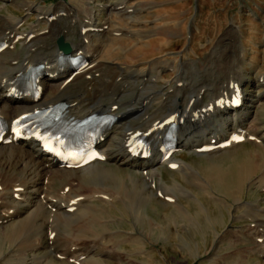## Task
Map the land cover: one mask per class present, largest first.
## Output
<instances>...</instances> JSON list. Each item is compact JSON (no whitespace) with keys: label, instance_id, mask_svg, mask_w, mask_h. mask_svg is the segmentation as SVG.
Returning <instances> with one entry per match:
<instances>
[{"label":"bare ground","instance_id":"6f19581e","mask_svg":"<svg viewBox=\"0 0 264 264\" xmlns=\"http://www.w3.org/2000/svg\"><path fill=\"white\" fill-rule=\"evenodd\" d=\"M2 1H9L10 8L15 10L16 13L13 11H8L7 14L0 12V43H6V47L0 51V117L10 124L14 118L30 110L45 108L65 100L68 104L65 109L66 114L75 119H80L97 111L109 113L116 120L111 127L102 133L99 139V146L105 156V160L92 163L80 169L59 166L56 159L48 154L36 137L18 143L0 144V241L3 246V250L0 253V264H70L69 258H73L74 264H105L96 260L97 258L93 259L94 257L91 258L92 260H86L85 257L88 255H96L93 252L94 250L91 251L92 247L89 250L87 246H78L76 253L73 252L72 254L63 253L62 251V253L60 251L57 252L58 254H56L63 256V259H59L57 256L53 257L50 254L51 252H49L53 248L51 241L54 238L53 234L56 235V239L57 236H60L57 230L60 224L68 226L70 223H75L73 224V228H75L73 230L77 232L75 237L82 234L87 236L89 233V235H94L95 238L99 234L104 235L103 230H107L108 235H116L127 241L135 238L136 235L137 237L139 236L137 234L139 226L146 227V229L148 226L149 231L151 233L154 232L151 225L156 223L161 227L160 231L162 230L164 233L165 226L159 224L147 213L149 204L156 197L147 187V181L156 183L155 186L157 185L156 187L163 192L161 197L164 201H161V205H171L173 207L170 217L174 225H177L179 223L177 219H180L185 225L179 226L186 229L187 226L199 224L197 220L199 216H203L209 225L217 223L211 216L209 204L203 201V198H205L204 194L206 197L208 195L219 201L218 203L225 210H228L227 212L233 222L241 218L250 220L244 226H238L235 223L232 226L229 225L230 229L225 232L226 234L216 233L214 226L217 236L216 254L222 251V248L217 245L226 237L228 238L229 234L235 236V239L232 238L236 244L245 242L248 238L243 239L241 236L245 231L247 232V230H242L245 227L250 230L249 235L256 239H261L260 242H255V249L251 251H256V253L264 256V205L260 201L242 199L247 190L260 188L264 192V124L256 109L259 107L258 105H261L260 101L264 100V91L258 96H247V93L242 90V85L248 82L243 75L245 68L242 65L237 66L236 63V74L230 81L233 86L229 88V95L226 93L221 95L220 101L217 99L220 103L218 101L215 104L213 102L204 103L201 106H197L199 108H196L194 103L190 106L186 105L181 110L175 106V101H179L177 100L176 92L179 90L178 85L180 82L181 85H187L188 83L183 80L185 75L182 79V77L172 76V74L181 72L183 69L189 72L190 68L193 72H198L194 64V58L190 56V53L196 55L194 49L190 52H187L186 49L187 54L184 53V55L178 56L171 54L158 56L157 54L155 57V54H153L150 55L147 63L141 66L118 64L112 57L105 56V50L107 51L105 49L106 39L116 41L127 37L140 40L147 38L148 46L160 47L163 44L160 40L148 38L149 34L146 36L135 28H118L116 26L117 23L115 24L113 21L101 23L98 16L101 8L108 13L114 12L117 19L131 20L134 19V9L124 8L117 10L115 6H119L120 3H113L114 5L110 4V7H108V5L99 4V0H69V3L62 1L50 7L43 5L41 1L0 0V11L5 7ZM78 5H84L85 8L76 9ZM31 19H35L33 23H30ZM227 31V34L225 33L227 36L233 35L232 32L234 34L240 33L236 27ZM59 37H62L64 41L70 44L72 55L81 54L87 60V64L76 71V73L69 68L67 63L60 64L57 59L61 51L56 47L55 41ZM35 47L40 48L42 52L43 49L49 50L50 54H42L35 59H30V56L26 57ZM225 47L227 48V46ZM240 47L243 48V44L240 43ZM240 50L241 59L244 60L242 49ZM23 53L22 62H17ZM224 54L227 53L225 52ZM238 60H240L239 57ZM36 63H42V71L47 72V75H42L38 81L40 86L39 98L32 97L26 89L29 82L28 68ZM165 68L171 70L167 75L162 74ZM159 81H162L164 89L159 86ZM173 82H179V84L173 87L171 84ZM259 85H264V75H260L257 80L256 86L258 87ZM129 86L132 87L130 92H135L136 95L140 92L138 91L139 87L142 86L144 91L149 87L148 91L156 94L161 99L160 107L154 117L151 118L152 122L148 127L147 121L138 124L136 121H132L134 116L128 117L139 111L135 107L123 110L122 107H104L101 104H97L88 109L83 108V102L80 101L81 89H90L95 92L109 91L112 93L117 91V93H121L124 87ZM233 94L234 97H239L242 100V104L239 107L230 103ZM183 95L185 96L184 93ZM192 97H194V94ZM132 98L130 99L131 101H133ZM144 98H147V96ZM252 98L255 100H252ZM131 101L129 102L131 103ZM142 104L145 103L143 102ZM261 108H263L262 105L260 106ZM172 113L178 114L180 119L177 130V141L180 148L191 149L195 154L205 158V163L200 165V168L181 159H173L171 161L176 163V167L173 170L180 173L181 179L190 188L189 186L184 187L186 185L183 186L176 179L171 184H166L161 180V172L158 165H167L168 163L159 159V146L165 138V131L162 126L155 125L154 121L157 120L160 123ZM123 120L125 122L122 124ZM153 126L156 129L151 131L150 129ZM118 128L122 132H116ZM237 129L241 130L240 133L245 141L250 140L249 136L253 137L249 143L254 144V150L243 153V155H235L229 161H225V159L224 161H214L211 157L219 153L228 152L233 147L234 142H231L227 147H219L211 151L197 150V148L203 144L210 143L212 140L217 143L226 139L230 133L235 132ZM135 132L148 134V138L152 141L149 156L135 155L130 151L128 142ZM119 165L134 168L136 171H130L122 175V169L118 168ZM14 167H17L20 171L17 175L12 173L13 169L16 170ZM8 173H12L15 176L9 178L7 176ZM57 181L60 182L61 188L59 187L60 192L55 193L52 188ZM76 185L80 189L89 185V188L93 191L89 195L88 193L84 195L85 192H76L77 190L75 189H78L75 188ZM67 186L69 189L66 191L65 188ZM84 190L86 189L84 188ZM180 193L187 195L185 197L188 200L185 202L186 205L179 200ZM252 193L256 194L257 192L253 191ZM166 196L170 200H165ZM93 197H97L103 203H107L109 207L119 211L121 218L106 211V207L100 204L95 206L91 202ZM227 200H232V202ZM191 203L197 208L193 214L187 207ZM71 206L74 207L72 211L68 210ZM153 211L156 212V210ZM103 212L107 217L102 214ZM222 216L225 217L224 215ZM42 218L45 221H40ZM99 218L111 219L107 220L111 223H117L118 220L124 223L127 222L130 225L131 232L109 230V226H107L108 229L104 227L98 230L93 227V224ZM224 221L225 219L220 223L226 226L227 222L224 223ZM249 222H255V224L252 225ZM31 223L34 224L33 229L30 225ZM146 223H148L147 226ZM140 229L142 230V228ZM43 231L46 232L45 238L42 236ZM29 232H31L30 236H27L29 238L26 239L25 235ZM32 234L35 235L32 237ZM161 235L164 236L160 232ZM243 235L245 236V234ZM183 241L184 246L190 248V245L184 239ZM227 241L230 242L229 240ZM8 242L12 248L6 254ZM97 245L94 248L98 251L100 250V252L108 253V256L114 257L122 253L118 250L116 252L114 249L112 251L107 245L102 243ZM135 250H138L139 253L147 252L146 246L142 244L136 247ZM237 250L239 252L238 264H242L244 262L241 259L244 256H242L244 246L241 249L237 248ZM230 254L232 253L227 255ZM80 255L85 256V261L79 258ZM129 264L132 263L129 262Z\"/></svg>","mask_w":264,"mask_h":264},{"label":"rangeland","instance_id":"374dc122","mask_svg":"<svg viewBox=\"0 0 264 264\" xmlns=\"http://www.w3.org/2000/svg\"><path fill=\"white\" fill-rule=\"evenodd\" d=\"M31 1H41L43 5L48 7L61 3L62 1H66L68 3L70 2L69 0H31ZM99 1H100L99 4L108 5V7H110V4L114 5L120 3V2L116 3L117 1L120 0H99ZM127 1L124 3V7L133 6L135 10V15L133 16L134 19L120 20L117 19V16L115 15L114 12L108 13L100 8L99 9L100 11L98 12L100 22L108 23L110 21H113L115 22V24L117 23L116 26L118 28H122V29L135 28L136 30L143 32L146 36L147 34H149L150 36L148 38L160 40L161 42H163V44L160 47L148 46L147 38L144 40H140L134 38L130 39V37H127L116 41L106 39L105 49H107L109 53L105 50V56L112 57L113 60L118 64L141 66L142 64L147 63V60L150 58V55L153 54H155L154 55L155 57L157 56V54L158 56L161 54L163 55L171 54L178 56V55H184V53L187 54V52H190L192 49H194L196 51V55L190 53V56L194 58V64L197 67L198 72H193L189 67L190 68L189 72L183 69L181 72H175V74L174 73L172 74V76L182 77V79L185 77L183 80L184 82L188 83L187 85L186 84L181 85V82L180 84L179 82L178 83L173 82L174 84L171 83L173 87H176L179 84L178 85L179 90L178 92H176L177 94L176 96H178L177 100L179 101H175V106H178V108L183 109L186 105H188V103L190 104L192 100L194 102L192 101L191 104L195 103L194 105L196 107L201 106V104L203 105L204 103L213 102V104H215L216 102L215 99H219L221 95H225L226 93L228 94L229 91L228 88L230 87L229 82L232 80V77H234V75L236 74L235 69L239 65H242V67L245 68L243 75L246 77V80L248 82L242 85V89L244 90L245 93H247V96L248 97L258 96L264 91V85H259L258 87L256 86L259 76L260 75L262 76V74L264 73V0H197L196 5H195V0H127ZM2 3L4 4L5 7L1 9L0 11L1 13L3 12V14H7L8 11H13L16 13L15 10L10 8L9 1L6 2L2 1ZM78 8L83 9L85 8V6L78 5L76 9ZM122 9L124 8H118L117 10H122ZM252 13H254L255 15H253ZM35 19H31L32 21L30 23H33ZM233 27L238 28L240 33L234 34L232 32L233 35H228V36L225 35V33L228 32L227 30L232 29ZM223 41L224 43H222ZM240 43L243 44V48L240 47ZM225 46H227V48ZM240 49H242V55L244 57V60L241 59ZM40 50H41L40 48L35 47L30 51L31 53L29 52L27 54L26 57L30 56L29 57L30 59H35L42 54L43 55H46L47 53H48L47 55L50 54L49 50L43 49L44 53ZM223 51L224 53L226 52L227 54H224ZM238 57L240 58V60H238ZM23 58H24V53L17 60V62L18 61L22 62ZM228 58L230 59V61ZM170 72L171 70L169 68H165L162 71V74L167 75ZM159 86L163 87L162 81L161 82L159 81ZM129 87L126 88L124 87L122 89L125 94L123 92L117 93V91L111 93L109 91L95 92L90 89L88 90L81 89L80 93L82 95L80 94V101L83 102L82 103L83 108L85 107L88 109H90L91 107L97 104H101L104 107L106 106H111V107L115 106L113 108L122 107L123 110H125V108L128 109L130 107H135L136 109H139L140 112L138 111L137 113H133L128 117L134 116L132 118V121L133 122L136 121L138 124L147 121V127H148L152 122L151 118L154 117L157 109H159L160 107L161 99L156 94L152 93L151 91H148L149 87H147L146 91L143 90L142 86L139 88L137 87L138 91H140L138 95H136L135 92H130L132 87L130 88ZM189 88L191 89V91ZM162 89H164V87ZM200 90H201V94L199 95ZM165 91H167V89H165ZM225 91L227 92L224 93ZM183 93L185 94V96L183 95ZM186 93L189 95V97ZM193 94H194V98L192 99L191 97ZM213 95L215 96L213 97ZM146 96L147 98H144ZM186 97H188L189 99ZM131 98L133 99V101L130 100ZM252 100L255 99L252 98ZM129 101H131V103ZM143 102L145 104H142ZM260 102L263 108L260 109L261 105H258L259 107H257L256 109L257 112L260 114V119H262L261 121L264 124V100ZM119 104H121L122 106ZM124 122L125 121L123 120L122 124ZM116 132L120 133L122 132V130H119L118 128L116 129ZM254 149L255 146L252 143H247V144L241 143L230 148L228 152L219 153L218 155L213 156L211 158L214 161H224V159L225 161H229L231 157H234L235 155H240V154L243 155V153L249 152ZM193 153L194 152L191 149H185V151L183 152L176 153L175 158L184 160L188 163H191L195 167L200 168L201 167L200 165H203L205 163L204 162L205 158H202L201 156ZM122 166L123 165L118 166V168L122 169L121 170L122 175H125L130 171L131 172L136 171V169L134 168H130L125 165L123 167ZM14 168H16V170L13 169L14 171L12 173H14L15 175L20 173L17 167ZM160 172H161V180L166 184H171L172 181L176 179L183 186L186 185L184 187L189 186L184 180L181 179L180 173L176 171L169 170V168L167 169L166 167H160ZM12 173H8L7 176L9 178H13L15 175H13ZM151 183H152L151 181H147V187H149V189L156 195L157 199L156 197L153 198V201L149 204V207L151 208L149 207L147 208V213L151 218L156 220L159 224L165 226L164 233L162 232V230L160 231L161 227L157 223L151 225L154 231L151 233V231H149L150 229L147 226L148 223H146L147 229L146 227L144 228L139 226L138 227L139 231L137 232L139 236L137 237L136 235L135 238L129 239L127 241L121 239V237L116 235H108L107 230H103L104 235L99 234V236H95V238L94 235H89V233L87 234V236L86 234H82L80 236L78 235L77 237H75L77 233L75 232L76 230L75 231L73 230L75 229L73 228L74 227L73 224L75 223H70L68 224V226L60 224L57 229L58 232L60 233V236H57L56 239V235L53 234L54 238L51 237L53 239L51 243L53 244L54 249L53 248L50 249L49 251L51 252L50 254L53 257L58 256L57 252L59 251L60 253L65 252L68 254H72L73 252L76 253L78 246H82V247L87 246L89 250L92 247L91 251L94 250L93 252L96 255L94 256L88 255L87 257H85V259L90 260L91 258L94 257L93 259L97 258L96 260L102 261L105 264H129V262L132 264H211V263L238 264L239 252L237 248L241 249L242 246H244V250L242 252L243 253L242 256L243 255L244 256L241 257V259L244 261L242 264L245 263L264 264V256L262 254L256 253V251L255 252L251 251L255 249L254 244L256 242L255 241L256 238L249 235L250 230L245 227L242 230L244 231L247 230L248 233L245 231L243 233L245 234V236L243 234L241 235L243 239L248 238L247 240H245V242L236 244L235 240L233 241V238L235 239V236L229 234L228 238L226 237L224 240L220 241L219 245H217L220 248H222V251H219V253L217 254L215 252L217 232L226 234L225 232L228 229H230V226H232L234 223L238 226L240 225L244 226L249 219L247 220V218L245 217L246 219L241 218L238 219V221L233 222L230 219L231 216H229L227 212L228 210L227 209L225 210V208L220 203H218L219 201L208 195L206 197V195L204 194L205 198H203L204 200L203 199L202 200L204 201V203L206 201V203L209 204L208 206L211 209V216L212 218L215 219V221H217L219 225L217 223H214V225H209L208 223H206L203 216H199L197 218L199 224H195L194 226H187L186 229L184 227L182 228L179 225L184 226L185 223L182 222L180 219H177V222H179L177 223L178 226L173 224V220L170 217L173 211V207L171 205L170 206L164 204L161 205L162 203L161 201L164 200L161 196H158V193L161 192V195H163V192L156 187L157 185L152 186ZM59 187L61 188V185L60 182L57 181L53 184L52 189L54 190L55 193H57L60 192ZM68 188L69 187L67 186L65 190L67 191ZM75 188H78L75 189L77 190L76 192H80V193L85 192L86 194L84 193V195H87V193L89 195V193L93 191L89 188V185L88 187L87 186L84 187L87 191L84 190L83 187H81L80 189V187L77 185L75 186ZM251 191L252 192L256 191L257 193L253 194ZM262 192L263 191L260 188L247 190V192L244 193L242 199L244 200L248 199L251 201L254 200L260 201L261 204L264 205V192L263 193ZM180 195L182 197L180 196L179 200L183 204L186 201H188L185 198L187 196L185 193H180ZM227 201L232 202V200H227ZM91 202L94 203L95 206H98L100 204L101 206L106 207V211H109L114 216L117 215V217L121 218L119 211H117L112 207H109L107 203H103L102 201L97 199V197H93ZM187 207H189V210L192 214L195 213V211L197 210L196 206L193 203H191V205L190 206L188 205ZM153 210H156V212ZM102 214L105 217H107L104 212ZM222 215H224L225 217H223ZM45 219L42 218V220L40 221H45ZM99 219L102 222H100ZM99 219L93 224V227H96L98 230L100 228L103 229L104 227H106L105 229L109 228V230H120L125 232H131L130 230L131 228H129L130 225L127 222L124 223L118 220L117 223H111L110 221H107L111 219H107V220L103 218H99ZM224 219H225L224 223L227 222L226 226L220 223ZM249 223H251L252 225L255 224V222L253 223L249 222ZM30 225L32 226L33 229L34 224L31 223ZM107 226L109 227L107 228ZM214 226L216 229L215 230L216 233L214 231ZM140 228H142V230ZM68 232L71 234H69ZM160 232L161 234H164V236L163 235L160 236ZM30 233L31 232L27 233L25 236L26 237L30 236ZM34 235L32 234V237ZM42 236L43 238H45L46 236L45 231H43ZM80 237L82 238V240ZM28 238L29 237H27L26 239ZM183 239L187 242V244L190 245V248L184 246ZM226 239L229 240L231 243L228 242ZM101 243L103 245H107V247L110 248L112 251L114 249L115 251L118 250L122 252L119 253L121 258L119 257V255H117L118 257L108 256V253L102 251L100 252V250L98 251L96 248H94L95 246H98L97 244H101ZM141 244L146 246L147 252L139 253L138 250H135V248L140 246ZM70 245L73 246L72 249ZM0 247H1L0 248L1 249L0 253H1L3 250L1 241H0ZM11 248L12 246L8 242L6 254L11 250ZM246 248L248 249V251ZM95 249L97 250L98 253L95 252L96 251ZM229 253L232 254L227 255ZM52 259L54 260V258ZM70 263L73 264L71 261ZM33 264H37V263H33Z\"/></svg>","mask_w":264,"mask_h":264},{"label":"water","instance_id":"95a60500","mask_svg":"<svg viewBox=\"0 0 264 264\" xmlns=\"http://www.w3.org/2000/svg\"><path fill=\"white\" fill-rule=\"evenodd\" d=\"M58 44H59V47H60L64 52H69V51H70V47H69L68 45L64 44V43L62 42L61 39L58 41Z\"/></svg>","mask_w":264,"mask_h":264}]
</instances>
